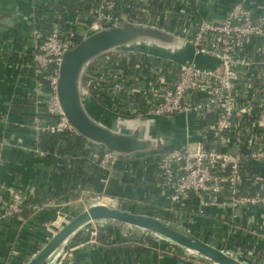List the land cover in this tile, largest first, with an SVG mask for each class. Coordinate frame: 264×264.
<instances>
[{
    "label": "crops",
    "instance_id": "0c3cea01",
    "mask_svg": "<svg viewBox=\"0 0 264 264\" xmlns=\"http://www.w3.org/2000/svg\"><path fill=\"white\" fill-rule=\"evenodd\" d=\"M51 1L53 3L50 7L38 5L37 0H0V41H12L11 54L4 59L6 62L9 60L10 65H14L9 68L5 66L4 61H0V143L2 144L0 182L15 189H31L35 195V198L31 197L24 210L23 221H12L10 224L0 225V264H26L59 229L58 224L63 223L64 218L66 219L65 213L73 211V207L80 205L78 202L82 200L92 202L102 196L117 198L124 203V210L129 212L137 213L140 209L134 206L140 205L149 209L153 208L154 214L161 219L170 221L169 218L173 217L176 221V215L167 211L170 206L168 193L161 187L155 162L149 163L145 160V156L138 155L122 158L107 177L104 174V178H107L106 182L104 178L100 179L101 187L87 186L85 191L75 192L73 193L75 197L71 198L70 193L65 189L66 182L57 174L55 160L48 158L40 148V141L44 137H39L30 130L24 131L22 128V124L25 127L30 125L31 114L35 111L34 98L29 94L32 89L28 87L30 81L27 79L25 70L22 72L17 66L23 45L22 38L26 36V31L23 30L28 29V17L31 14L38 18L50 17L49 20L44 21L48 24L41 25L42 31L48 34L52 29L54 21L52 19L59 14L60 18L65 16L67 10L72 8L69 5L59 6L63 0ZM64 1L77 6V0ZM148 1L144 0L153 14H151L152 20L149 19L152 25L188 41L187 39H190L195 32L192 27L197 22L221 21L228 14L230 5L239 0ZM252 2L254 4L251 7L253 19L259 18L264 22V0H252ZM148 17H150L149 14ZM192 24L195 25L192 26ZM20 36L22 42L19 45L17 39ZM106 55L109 58L103 61V66L107 63L112 64L116 73L115 82L113 85L106 86L110 90L102 96L95 91L97 93L94 92L95 96L99 95L97 99L90 94L87 99L88 114L102 125L107 124L106 118L113 115L140 118L149 123L148 119L153 116L139 113L142 109L139 94L141 91L146 93V96H142V101L148 102L152 99L154 101L152 92H155L157 87H151V83L155 79L161 85L164 78L163 76L161 80V75L157 72L162 74L165 72L166 82L171 83L176 74V67L187 61L196 63L200 69L212 70L217 67L215 59L211 57L196 58L184 53L179 56H169L159 51L135 48ZM146 63L153 65L155 68L153 72ZM91 65L96 66L94 62ZM163 66L166 68L161 71ZM254 100L257 103V99L254 98ZM253 111L259 113L257 109ZM125 112L136 115H126ZM172 117V119L157 117L156 122L151 123V130L163 135L166 141L176 136L175 126H178L186 140L188 137L190 142H195L198 140L197 134L200 127L206 122L209 124L212 122L211 117L205 118L198 115ZM109 128L114 130L115 126L110 125ZM255 131H259L257 126ZM71 138L72 146L76 138ZM19 141L24 147L21 150L13 148ZM77 145L78 147H71L70 154L66 153L69 158L63 149L57 146L52 152L53 157L70 162L75 155L79 154L77 149L80 148V151L85 152L84 154L87 150L91 160L88 166L94 164L98 166L90 157L91 149L87 148L86 141L82 140ZM176 146L164 149H173ZM225 151L235 154L241 153L243 149L230 145ZM82 167L81 170L84 171L88 180L96 178V174L93 175L90 169ZM246 167L248 181L244 187L245 192L254 196L260 193L261 189L264 190V160L249 163ZM189 204V207L196 211L188 215L185 221L191 235L211 245L226 244V250L240 255V258L238 257L240 261L247 258L246 263L242 262L244 264H264V205L241 208L236 212H232L227 206H216L198 214L199 203L193 196ZM148 239H153L151 246L146 241ZM244 243L252 249L237 248L238 244ZM134 246L144 247L147 252L135 254L132 251ZM218 248L222 249L220 246ZM65 249L73 251V264H198L195 258L186 255L184 251L164 241L148 237L142 230L108 221L104 224H92L71 240Z\"/></svg>",
    "mask_w": 264,
    "mask_h": 264
},
{
    "label": "built area",
    "instance_id": "2783aa9c",
    "mask_svg": "<svg viewBox=\"0 0 264 264\" xmlns=\"http://www.w3.org/2000/svg\"><path fill=\"white\" fill-rule=\"evenodd\" d=\"M36 3L51 7L53 1L37 0ZM62 3L72 7V10H67L66 15L61 18L59 14L52 19V29L48 34L39 25L50 17L38 18L34 14L28 17V29L23 30L26 31V36L22 38L23 45L17 63L22 72L25 70L27 79L34 84L29 94L34 98L35 111L31 114L30 125L21 126L24 131L30 130L39 137L59 134L79 137L60 107L57 88L63 55L84 36L123 23L166 31L152 25V12L144 0H77V6L64 0ZM253 5L252 0L235 1L221 21L192 24L195 25L192 27L195 32L186 42L196 55L215 59L216 68L205 70L194 62H186L176 67L171 83L166 82L165 72H157L161 75V80L163 76L164 78L161 85L155 79L151 83V87H157L152 92L154 101H142V96H146V93L139 91L141 114L153 117L198 115L212 118L210 124L206 122L200 127L197 141L190 142L187 138L184 144L177 145L172 150L152 151L159 155L154 165L161 187L168 193L170 206L167 211L174 213L179 219L183 218L184 222L188 215L196 212L189 207L192 196L199 203L198 214L216 206H227L232 212H236L241 208L264 205L263 189L253 196L246 194L244 188L248 181L246 165L264 160V22L259 18L253 19ZM12 47V41H0V61H4L9 68L14 65L6 62L4 57L11 54ZM108 58L107 55L96 58L90 63L96 64L94 70L89 73V65L83 72L81 86L88 97L89 89L102 96L110 90L106 86L115 82L116 73L112 64L103 66V61ZM152 64L156 65L154 62ZM146 65L153 72V65ZM165 68L163 66L161 71ZM254 108L259 113H254ZM125 114L136 115L129 112ZM256 126L259 128L258 132L255 131ZM86 144L91 149L90 157L107 177L122 158L100 145L89 141ZM230 145L240 149L242 147L247 154L228 153L225 150ZM13 148L21 150L24 147L19 141ZM103 180L106 182L107 178ZM31 197V189H15L0 182V225L23 221V213ZM93 203L121 210L125 208L124 203L117 198L102 196ZM134 207L139 208L142 214H154L153 208L150 210L144 206V209L140 205ZM176 223L173 224L177 225ZM144 234L162 241L151 233ZM225 253L231 257L235 254L229 250ZM188 256L195 258L198 264H211L200 257ZM234 258L239 260L237 254ZM49 264H73V251H60Z\"/></svg>",
    "mask_w": 264,
    "mask_h": 264
},
{
    "label": "water",
    "instance_id": "95a60500",
    "mask_svg": "<svg viewBox=\"0 0 264 264\" xmlns=\"http://www.w3.org/2000/svg\"><path fill=\"white\" fill-rule=\"evenodd\" d=\"M135 48L159 51L169 56L184 53L196 58H208L205 55H196L185 40L167 31L129 23L90 33L63 55L59 67L57 95L65 117L80 138L100 145L120 158L146 156L154 150L186 142L178 126H175L176 136L167 141L163 135L153 132L151 123H155L157 117H150L147 123L140 118L113 115L106 118L107 124L102 125L88 114L89 98L81 86L83 72L92 61L102 55ZM110 125H114L115 129L109 128ZM68 218L69 220L26 264H49L71 240L99 221H108L151 233L171 246L184 250L186 254L200 257L211 264H244L205 240L185 232L182 227H187V222H183L182 227H179L164 219L104 204H89L81 211L75 208Z\"/></svg>",
    "mask_w": 264,
    "mask_h": 264
},
{
    "label": "trees",
    "instance_id": "16d2710c",
    "mask_svg": "<svg viewBox=\"0 0 264 264\" xmlns=\"http://www.w3.org/2000/svg\"><path fill=\"white\" fill-rule=\"evenodd\" d=\"M60 5H64V3L61 2L59 4V6ZM64 7H65V5H64ZM46 24H48V23H45L43 21V23L40 24L39 26L42 27L41 25H46ZM21 42H22V40H21V36H20L17 39V43L20 45ZM7 61L10 62L9 60H7ZM94 68H95L94 65H90L88 68V72L91 73L94 70ZM28 87H30V89H31V87H33L32 82L29 83ZM92 91L89 89V92H91L89 94L92 97H94L95 99H97L98 95L96 97L94 94L95 91H93V92ZM31 102L32 101L30 98V104H31ZM62 135H64V134H59V135H55L52 137L50 136V137L42 138L40 141V148H41L42 152L43 151L45 152V154L47 155L48 158L51 157L55 160V167H56V170L58 172L57 174H59V176L66 182L67 186L65 187V189L70 193L69 196L71 198L75 197V195L73 193H75V192L79 193V192L85 191V188L87 186H91V187L95 188V186L98 185V187L99 186L101 187L102 185L100 184V179L104 178L105 173L96 164L88 166L89 163L91 162V160H90L89 156L87 155V150H86V154H84L85 152L80 151V148H78L77 151L79 152V154L75 155L73 160L70 162H68V160H62V159H58V158L53 157L52 152L55 150V147H57V146L61 147L63 149V151L65 152V154L66 153L70 154V149L72 146L78 147L77 144L81 143L82 140L84 141V139H82L80 137H74L76 139L74 140V144H72V146H71V142H73V139L69 136H66V135L62 136ZM56 149H58V148H56ZM169 150H172V149L171 148L170 149H162L163 152L169 151ZM241 154L246 155L247 152L243 150V151H241ZM157 155L158 154L152 152V153L145 156V160L148 161L149 163L155 162ZM67 157L69 158L68 155H67ZM82 166L90 169L93 172V175L96 174V178L93 180L92 179L88 180L86 174L83 173L84 171L81 170L83 168ZM67 191H65V192H67ZM32 197L35 198L34 191L32 193ZM150 210H152V209L150 208ZM138 212L141 213L140 211H138ZM149 214H151V213H149ZM169 220L173 221L174 218L170 217ZM146 241H147L149 246H151L153 243V239H148ZM246 241H247V239H246ZM237 248L250 249V250L252 249V247L247 246L246 243L238 244ZM132 251L135 254H144L147 252V249H145L144 247H141V246H134Z\"/></svg>",
    "mask_w": 264,
    "mask_h": 264
},
{
    "label": "rangeland",
    "instance_id": "374dc122",
    "mask_svg": "<svg viewBox=\"0 0 264 264\" xmlns=\"http://www.w3.org/2000/svg\"><path fill=\"white\" fill-rule=\"evenodd\" d=\"M185 26V25H184ZM175 28H176V26H175ZM172 34V33H171ZM174 35V34H173ZM176 37H178V38H180V39H183L181 36H178V35H175ZM187 38H188V36H187ZM90 202V203H89ZM85 201V200H82V201H80V202H78V203H80V205H76V206H74L73 208L75 209V208H77V210L78 211H81V210H83V209H85L89 204H94L93 203V201L91 202V201ZM73 209V210H74ZM121 210V209H120ZM138 211H140V210H138ZM71 212H73L72 210L71 211H69V212H67V213H65V215H66V219L64 218L63 219V223H60V224H58V228H61L68 220H69V218H68V216H69V214L71 213ZM134 212V211H133ZM135 213V212H134ZM137 213H139V212H137ZM153 216L154 217H157V218H160L158 215H155V214H153ZM161 219V218H160ZM169 222H171V223H174V222H177L176 224H177V226H179V227H182L181 225H182V223L184 222V219L183 218H181V219H179L178 217H176V221L175 220H173V221H169ZM61 224H63V225H61ZM183 229H184V231L185 232H187V233H190V229L188 228V227H182ZM56 232V231H55ZM199 239H201V238H199ZM203 240V239H202ZM165 243H167V242H165ZM213 246H215V247H221L222 249L221 250H223L224 252H226V244H222V243H217V245H213ZM180 251H184V250H182V249H180V248H178ZM232 252V251H231ZM184 253H185V251H184ZM187 253V252H186ZM188 255H190V254H188ZM233 257H236V254H233ZM237 257H239L240 258V255L239 254H237ZM246 260H247V258H245ZM242 260V261H240V262H245L246 263V260ZM251 264H253V263H251ZM255 264V263H254Z\"/></svg>",
    "mask_w": 264,
    "mask_h": 264
}]
</instances>
